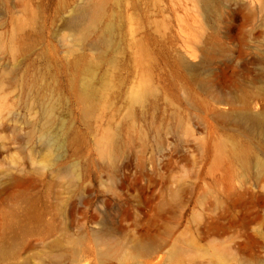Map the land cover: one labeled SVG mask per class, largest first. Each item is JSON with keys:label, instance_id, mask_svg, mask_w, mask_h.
Instances as JSON below:
<instances>
[{"label": "rangeland", "instance_id": "obj_1", "mask_svg": "<svg viewBox=\"0 0 264 264\" xmlns=\"http://www.w3.org/2000/svg\"><path fill=\"white\" fill-rule=\"evenodd\" d=\"M263 126L264 0H0V264H264Z\"/></svg>", "mask_w": 264, "mask_h": 264}, {"label": "bare ground", "instance_id": "obj_2", "mask_svg": "<svg viewBox=\"0 0 264 264\" xmlns=\"http://www.w3.org/2000/svg\"><path fill=\"white\" fill-rule=\"evenodd\" d=\"M99 14L100 5L98 6L96 3H88L76 9V13L72 18H70L69 24L74 27L80 28L82 33L86 34L94 27ZM5 255V250L0 247V260H3L5 258Z\"/></svg>", "mask_w": 264, "mask_h": 264}]
</instances>
